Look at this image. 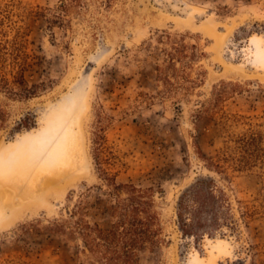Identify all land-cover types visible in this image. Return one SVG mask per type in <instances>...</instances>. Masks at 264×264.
I'll use <instances>...</instances> for the list:
<instances>
[{
	"label": "rangeland",
	"instance_id": "1",
	"mask_svg": "<svg viewBox=\"0 0 264 264\" xmlns=\"http://www.w3.org/2000/svg\"><path fill=\"white\" fill-rule=\"evenodd\" d=\"M81 1L0 0V69L14 87L23 68L37 91L0 90V264H90L50 226L81 201L89 221L109 224L99 125L117 181L155 191L165 241L140 264H264V156L244 167L238 143L254 133L264 144V0ZM165 34L206 53L188 93L159 81ZM204 179L227 194L234 226L186 236L179 202Z\"/></svg>",
	"mask_w": 264,
	"mask_h": 264
},
{
	"label": "trees",
	"instance_id": "2",
	"mask_svg": "<svg viewBox=\"0 0 264 264\" xmlns=\"http://www.w3.org/2000/svg\"><path fill=\"white\" fill-rule=\"evenodd\" d=\"M71 1L76 4L82 2ZM104 1L106 5H111L115 0ZM68 8L65 2L60 7L64 12ZM158 43L164 47L161 51L164 55L163 64L156 68L159 81L170 94L185 84L191 85L185 88L187 93L190 92L201 81L193 78L195 64L206 57L198 39L165 34ZM22 72L23 68L14 77L13 86L20 92L16 93L0 69V90L4 89L11 95L20 94L24 98L35 96L36 86L30 88ZM3 115L0 109L2 123ZM94 135L95 166L105 187V190L100 188L105 201H99L102 202V215L109 219V224L102 226L98 222L89 221L86 204L81 201L69 212L67 219L53 223L50 231L67 236L69 241L76 244V253L90 257V264H140L141 253L165 241L155 191L133 183H119L117 174L112 171L117 158L104 133V127L99 125ZM238 143L243 151L242 159L239 160L242 166H251L256 160L262 162L260 158L264 156V144L257 134L243 135ZM211 164L220 170L218 161L211 159ZM178 208L179 226L186 236H193L195 231L206 227L221 229L223 225L229 228L234 226L230 223L233 215L229 198L213 180L197 182L183 195ZM247 216L252 215L249 212Z\"/></svg>",
	"mask_w": 264,
	"mask_h": 264
},
{
	"label": "bare ground",
	"instance_id": "3",
	"mask_svg": "<svg viewBox=\"0 0 264 264\" xmlns=\"http://www.w3.org/2000/svg\"><path fill=\"white\" fill-rule=\"evenodd\" d=\"M9 154V153H8ZM17 154V153H16ZM9 156H10V154H9ZM11 157V156H10ZM51 157H54V156H51ZM53 161H54V159L52 158V159H49V163H53Z\"/></svg>",
	"mask_w": 264,
	"mask_h": 264
}]
</instances>
